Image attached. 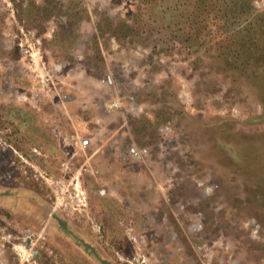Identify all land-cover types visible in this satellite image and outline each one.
Here are the masks:
<instances>
[{"label": "rangeland", "instance_id": "1", "mask_svg": "<svg viewBox=\"0 0 264 264\" xmlns=\"http://www.w3.org/2000/svg\"><path fill=\"white\" fill-rule=\"evenodd\" d=\"M5 189L0 264H264V0H0Z\"/></svg>", "mask_w": 264, "mask_h": 264}, {"label": "crops", "instance_id": "2", "mask_svg": "<svg viewBox=\"0 0 264 264\" xmlns=\"http://www.w3.org/2000/svg\"><path fill=\"white\" fill-rule=\"evenodd\" d=\"M4 190L0 193V207L10 210L19 219L25 223L34 224V219L37 216L36 204L30 200V202L22 201L18 194L20 191Z\"/></svg>", "mask_w": 264, "mask_h": 264}]
</instances>
